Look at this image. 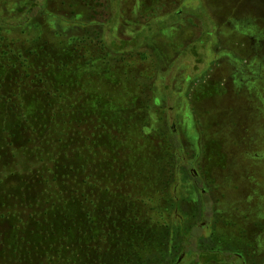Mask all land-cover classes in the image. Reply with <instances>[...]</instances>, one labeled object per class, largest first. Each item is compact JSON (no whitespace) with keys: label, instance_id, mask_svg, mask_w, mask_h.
Instances as JSON below:
<instances>
[{"label":"rangeland","instance_id":"1","mask_svg":"<svg viewBox=\"0 0 264 264\" xmlns=\"http://www.w3.org/2000/svg\"><path fill=\"white\" fill-rule=\"evenodd\" d=\"M25 1L0 0V264L39 262L37 244H19L12 237L20 226L34 229L29 218L40 220L38 211L46 201L51 203L57 190L52 181L53 157L67 153L57 148L51 130L35 133L20 125V113H24L20 92L26 84L19 82L23 71L14 72L8 57L11 47L15 52L29 47L37 30L32 26L25 31L9 29L7 24L16 19L13 12ZM38 1L57 17L73 10L80 12L79 19L92 15L107 21L103 36L108 45L116 38L114 43L120 46L118 40L130 41L145 30L142 37L146 39L139 46L110 63L111 75L104 73L103 64L98 67L103 83L99 90L115 99L119 94L127 93L132 99L138 95L150 114L139 147L119 151L114 160L118 164L130 160L127 166L135 167L134 172L146 166L151 181L152 157L173 137L181 148L180 158H186L183 166L192 199L186 212L199 226L196 231L207 236L219 230L231 243L235 237L238 244L247 237L242 257L233 254L231 261L264 264V0ZM41 22L38 33L47 41H60L54 39L56 25L66 37L82 34L69 32L66 22L51 17L43 16ZM116 50L110 45L107 49L110 54ZM131 79L136 81L130 84ZM96 119L82 126L80 135L86 145L84 138L74 141L68 157L84 146V151H93L90 159L105 166L113 159L107 138L96 148L87 140L95 138L90 134ZM137 144L132 141L133 148ZM197 147L200 154H196ZM134 182L142 197L150 195L144 178ZM12 214L26 226L5 218ZM178 259L173 264L226 262L221 254L201 250L194 243Z\"/></svg>","mask_w":264,"mask_h":264},{"label":"trees","instance_id":"2","mask_svg":"<svg viewBox=\"0 0 264 264\" xmlns=\"http://www.w3.org/2000/svg\"><path fill=\"white\" fill-rule=\"evenodd\" d=\"M13 14L16 19L7 24L9 29L25 31L32 26L37 30L29 47L18 52L11 47L8 57L14 72L23 71L19 82L26 84L20 92L24 111H20V125L35 133L51 130L57 148L67 153L53 157L52 181L56 188L50 186L57 190L52 193L51 203L46 201L38 211L40 220L29 218L34 229L20 226L12 238L19 244H37V264H173L193 243L201 250L221 254L225 264H234L231 255L241 253L248 239L244 237V243L238 244L232 237L231 243L219 230H212L207 236L196 231L199 226L186 212L192 200L187 188L188 172L173 137L152 157L151 181L146 166L141 171L136 167L134 172L135 167L127 166L130 160L120 164L114 160L119 151L127 153L139 147L150 114L138 95L132 99L127 93L119 94L115 99L99 90L103 83L97 75L102 73L98 67L103 64L107 69L104 73L111 75L110 63L122 60V55L139 46L146 39L142 37L145 30L130 41L118 40L120 46L114 43L116 38L111 40L109 45L118 50L110 54L103 36L108 30L107 21L95 20L92 15L79 19L80 12L73 10L57 17L38 0H26ZM43 16L58 23L64 21L69 32L82 34L66 37L56 25L54 39L60 41L42 39L37 28L42 25ZM132 81L136 79L127 82ZM98 82L101 83L96 85ZM92 117L97 118L90 134L95 138L89 137L88 144L96 148L103 137L107 138V150L113 159L105 166L90 159L93 151H84V146L68 157L72 143L84 138L80 135L82 126ZM74 129L80 131L72 133ZM131 140L138 143L134 148ZM83 143L86 145V139ZM140 177L150 184L147 197L133 186ZM5 218H14L26 226L14 214ZM31 260L22 263L31 264Z\"/></svg>","mask_w":264,"mask_h":264},{"label":"flooded vegetation","instance_id":"3","mask_svg":"<svg viewBox=\"0 0 264 264\" xmlns=\"http://www.w3.org/2000/svg\"><path fill=\"white\" fill-rule=\"evenodd\" d=\"M197 146H198V144H197ZM196 154H200V150H199V148L197 147V152H196ZM186 158L183 156L182 157V160H181V163H182V165L184 164L183 162H184V160H185ZM185 166V165H184ZM190 172L192 173V175H194L195 177L197 176V172H196V170L195 169H190ZM201 193H203V194H205V189H201ZM205 222H202V224H204ZM236 255H238V256H240V257H242V254L241 253H235ZM184 255V252H182L181 253V255H180V257H182ZM179 257V258H180Z\"/></svg>","mask_w":264,"mask_h":264},{"label":"water","instance_id":"4","mask_svg":"<svg viewBox=\"0 0 264 264\" xmlns=\"http://www.w3.org/2000/svg\"><path fill=\"white\" fill-rule=\"evenodd\" d=\"M181 258V257H180ZM180 258L178 260H180Z\"/></svg>","mask_w":264,"mask_h":264}]
</instances>
